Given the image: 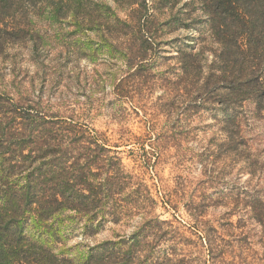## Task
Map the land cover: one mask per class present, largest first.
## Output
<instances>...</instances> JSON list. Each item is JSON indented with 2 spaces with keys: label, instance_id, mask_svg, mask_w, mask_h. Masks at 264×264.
Wrapping results in <instances>:
<instances>
[{
  "label": "rangeland",
  "instance_id": "obj_1",
  "mask_svg": "<svg viewBox=\"0 0 264 264\" xmlns=\"http://www.w3.org/2000/svg\"><path fill=\"white\" fill-rule=\"evenodd\" d=\"M255 1L219 0L226 46L248 39ZM11 2V10L0 6V93L89 125L126 172L105 216L90 222L66 212L54 226L58 242L46 246L79 262L104 241L130 246L138 238L140 264H264L263 228L241 211L244 190L264 186V114L235 96L226 112V89L207 81L219 53L217 7L202 0ZM143 8L147 16L130 22L132 10ZM227 59L225 69L237 76L238 60ZM26 232L42 236L31 223Z\"/></svg>",
  "mask_w": 264,
  "mask_h": 264
},
{
  "label": "trees",
  "instance_id": "obj_2",
  "mask_svg": "<svg viewBox=\"0 0 264 264\" xmlns=\"http://www.w3.org/2000/svg\"><path fill=\"white\" fill-rule=\"evenodd\" d=\"M10 1L1 0V8L11 10L14 3ZM202 2L217 7L218 17L214 31L219 53L207 67V81L215 80L226 89V112L231 107L230 98L235 96L253 104L256 114H264V68L260 66L264 55V24L260 23H264V0H256V7L252 6V21L257 20L260 26L253 21L243 32L248 39L231 47L221 40L224 19L219 0ZM231 10L240 17L238 9ZM243 11L242 18H248ZM145 16V8L133 9L128 18L137 22ZM98 31L102 32L100 28ZM230 57L238 60L237 76L225 69ZM227 118L230 125L235 124L229 114ZM113 152L103 134L74 117L64 118L59 112L0 93V264H140L141 254L133 250L138 238H131L130 246L126 239L104 241L89 248L79 262L46 246L58 242L54 226L66 212L92 217L89 221L93 222L99 213L105 216L113 193L122 194L127 185L126 172L121 159L111 156ZM243 194L241 211L261 225L264 233V186L258 184ZM30 223L42 229L41 238L34 240L27 234Z\"/></svg>",
  "mask_w": 264,
  "mask_h": 264
}]
</instances>
